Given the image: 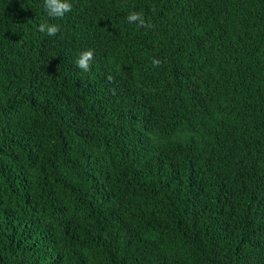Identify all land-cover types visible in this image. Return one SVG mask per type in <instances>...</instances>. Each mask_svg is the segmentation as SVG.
Segmentation results:
<instances>
[{"label":"trees","instance_id":"1","mask_svg":"<svg viewBox=\"0 0 264 264\" xmlns=\"http://www.w3.org/2000/svg\"><path fill=\"white\" fill-rule=\"evenodd\" d=\"M70 2L0 0V264H264V0Z\"/></svg>","mask_w":264,"mask_h":264},{"label":"clouds","instance_id":"2","mask_svg":"<svg viewBox=\"0 0 264 264\" xmlns=\"http://www.w3.org/2000/svg\"><path fill=\"white\" fill-rule=\"evenodd\" d=\"M44 8L48 16L51 18H63L64 15L72 10V4L70 0H44ZM128 23L136 24L139 28L151 29L154 25L145 19L143 11H133L126 17ZM60 26L58 24L40 23L38 25V31L45 33L47 36H56L60 32ZM94 59V50L87 49L81 51L79 56L75 60L76 66L87 72L90 71L91 62ZM154 67H159L161 61L157 58L152 59Z\"/></svg>","mask_w":264,"mask_h":264}]
</instances>
